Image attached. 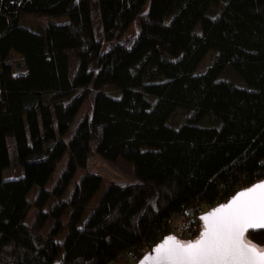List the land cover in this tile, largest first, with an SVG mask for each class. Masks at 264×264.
I'll list each match as a JSON object with an SVG mask.
<instances>
[{
  "label": "trees",
  "instance_id": "1",
  "mask_svg": "<svg viewBox=\"0 0 264 264\" xmlns=\"http://www.w3.org/2000/svg\"><path fill=\"white\" fill-rule=\"evenodd\" d=\"M93 1L0 0V264H130L129 255L167 234L170 220L192 219L262 174L264 0ZM26 17L68 22L46 21L35 34L20 25ZM136 22L139 33L125 38ZM70 53L78 61L73 79ZM210 53L212 63L197 74ZM12 54L22 61L9 63ZM228 69L245 87L221 80ZM85 105L89 113L71 134ZM180 111L187 122L169 126ZM208 119L215 124L201 126ZM94 157L131 164L138 183H111L81 226L103 179L86 172L69 202L62 197ZM14 167L23 177L5 180ZM36 187L39 211L29 227ZM51 197L58 201L45 214ZM49 220L46 238L40 231ZM65 230L61 245L55 238ZM245 239L264 249V231Z\"/></svg>",
  "mask_w": 264,
  "mask_h": 264
},
{
  "label": "snow or ice",
  "instance_id": "2",
  "mask_svg": "<svg viewBox=\"0 0 264 264\" xmlns=\"http://www.w3.org/2000/svg\"><path fill=\"white\" fill-rule=\"evenodd\" d=\"M201 220L197 239L169 237L145 257V264H264V249L245 239L249 229L264 228V182L241 191Z\"/></svg>",
  "mask_w": 264,
  "mask_h": 264
},
{
  "label": "rangeland",
  "instance_id": "3",
  "mask_svg": "<svg viewBox=\"0 0 264 264\" xmlns=\"http://www.w3.org/2000/svg\"><path fill=\"white\" fill-rule=\"evenodd\" d=\"M93 2H96V0H94ZM222 7H223L222 5H219V6L211 8L208 16L210 18H216L220 14ZM147 9H148V6L145 8V11ZM46 21L47 20L38 19V18H34V17H26V18L21 19L20 25L23 26L24 28L30 30L31 32H33L35 34H41L42 33L41 29L45 26V24L47 22L57 24V25H61V24L67 23L68 19L63 18V19H52V20H49L47 22ZM93 25H94L96 38L99 42H102L103 52H106L110 48V45L105 43L103 40V28H102L100 16L98 15L97 12H93ZM139 31H140L139 23L136 22L131 27V29L124 35V37L130 38V37L136 36L139 33ZM197 32L200 33V28H197ZM69 56H70V78L73 79V77L76 73L77 67H78V61H77V59L73 53H70ZM213 57H214V53H210L205 58V60L202 62L201 66L199 67L197 74L203 73L209 67V65L212 63ZM15 61L20 62V61H22V58L18 55L12 54L10 59H9V63H13ZM221 80H223L225 82L232 83V84L240 86V87H245V84L242 82V80L231 69H228L225 72H223V74L221 75ZM109 94L115 98L119 97V93L115 92V91H110ZM86 113L87 114L89 113L87 105H85L83 107L81 114L74 121V123L71 127V134H73L76 131L77 127L79 126V124L81 122V119L83 118V116ZM187 117H188V114H186L182 111L177 112L170 119L169 126L174 127V128H178L187 122ZM214 124H215V121L213 119H208V120L203 121L201 123V126L209 127V126H212ZM69 159H70L69 153H67L63 157L61 162L58 164V166H57L54 174L52 175L49 183L45 187V191H47L49 193H51L53 191L57 181L59 180L60 176L64 172V170H65V168L69 162ZM86 172H92V173H95V174L101 176V178L103 179V183H102L100 191L95 195L91 204L89 205V207L85 211L81 226L87 222L91 213L98 206L103 194L105 193L106 189L108 188V186L111 183H117V184H120L121 186L138 183V181L134 177L133 166L131 164L126 163L122 160H119V162L116 164H111V163L109 164L106 161H104L98 157H94L91 160V162L89 163L87 169H81L76 173V175L73 178V180L71 181L68 189L66 190L64 196L62 197V201L66 202V203L69 202V200L71 199L72 195L74 194V192L76 190L77 184H79V182L81 181V179L83 178V176ZM3 177L5 180H19L23 177V170L20 168H16V167L11 168V169L3 172ZM40 191H41V189L36 187L32 190V192L30 193V195L28 197L29 202L33 204L32 208H31V210L27 216V219L25 221V224L29 227L34 226V224L36 222V216L38 214L39 209H38V206H35L34 204L38 198ZM57 201H58V199L56 197L49 198L47 204L43 208V212L45 214H49L51 211V208L55 205V203ZM68 218H69L68 215L65 218H63L62 223L64 225L67 224ZM54 225H55V223L52 220H49L45 224L43 229L40 231V234L43 237H46V238L49 237L51 235V232L53 230ZM66 234H67V231L65 230L62 234H60L58 237H56L55 240L59 244L63 245L65 238H66ZM178 240L185 242L181 238H178Z\"/></svg>",
  "mask_w": 264,
  "mask_h": 264
},
{
  "label": "built area",
  "instance_id": "4",
  "mask_svg": "<svg viewBox=\"0 0 264 264\" xmlns=\"http://www.w3.org/2000/svg\"><path fill=\"white\" fill-rule=\"evenodd\" d=\"M260 166L262 169V174L258 176L255 179L256 184L264 181V160L260 162ZM263 179L260 181V179ZM244 189H233V195L230 196V198L227 200L225 197H221L219 200H217L213 205H208L206 211L199 210L197 213L198 215L195 216L192 219H185L183 220L182 217H176L172 220H170L166 225H164V230H167V234L161 237L159 235L158 240L146 242L144 243L138 250V253L136 255H129L130 264H138L139 261L146 256L148 253H150L157 245L162 243L164 239L169 237H175V238H181L183 241H194L199 237V234L202 231L203 225L201 222V217L209 212L217 208L218 206L225 204L228 202L231 198H233L238 192L243 191ZM109 264H120V262L113 261Z\"/></svg>",
  "mask_w": 264,
  "mask_h": 264
},
{
  "label": "water",
  "instance_id": "5",
  "mask_svg": "<svg viewBox=\"0 0 264 264\" xmlns=\"http://www.w3.org/2000/svg\"><path fill=\"white\" fill-rule=\"evenodd\" d=\"M262 182H264V181H262ZM260 183H261V182H260ZM257 184H258V183H257ZM243 191H245V190H243ZM240 192H241V191H240ZM240 192H238L237 194H239ZM237 194H236V195H237ZM236 195H235V196H236ZM235 196H234V197H235ZM234 197H233V198H234ZM233 198H231V199H233ZM231 199H230V200H231ZM230 200H229L228 202H230ZM228 202H226V203H228ZM226 203H225V204H226ZM222 205H224V204H222ZM222 205H220V206H222ZM220 206H218V207H220ZM218 207H217V208H218ZM217 208H215V209H217ZM215 209H214V210H215ZM214 210H212V211H214ZM212 211H209V212L205 213L203 216L208 215V214L211 213ZM201 222H202V225H203V221H202V220H201ZM260 231H264V228L249 229V230L246 232L245 236H246L249 232H260ZM174 238H175V237H174ZM167 239H168V238L164 239V241H163L162 243H164ZM176 239H177V238H176ZM162 243H160V244H162ZM160 244H159V245H160ZM159 245H157L156 247H158ZM156 247H155V248H156ZM155 248H154V249H155ZM154 249H153V250H154ZM153 250H152L150 253H148L146 256H144V257L139 261L138 264H145V257H147L149 254L153 253Z\"/></svg>",
  "mask_w": 264,
  "mask_h": 264
},
{
  "label": "flooded vegetation",
  "instance_id": "6",
  "mask_svg": "<svg viewBox=\"0 0 264 264\" xmlns=\"http://www.w3.org/2000/svg\"><path fill=\"white\" fill-rule=\"evenodd\" d=\"M202 230H203V228H202Z\"/></svg>",
  "mask_w": 264,
  "mask_h": 264
}]
</instances>
